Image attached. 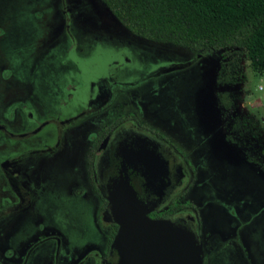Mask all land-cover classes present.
I'll use <instances>...</instances> for the list:
<instances>
[{"label": "flooded vegetation", "instance_id": "obj_1", "mask_svg": "<svg viewBox=\"0 0 264 264\" xmlns=\"http://www.w3.org/2000/svg\"><path fill=\"white\" fill-rule=\"evenodd\" d=\"M59 2L63 30L68 32L66 10L70 7L64 5V0ZM82 3L106 34L99 39L117 49H129L132 58L133 49L147 50L140 44L153 47L150 52H140L145 58L148 53L154 63L148 76L174 77V101L176 105L183 102L179 79L189 67L191 78H195L193 68L200 66L199 52L175 51L161 46L163 43L158 46L157 42L135 36L126 28L105 25L97 3ZM130 57L116 52L112 60L114 76L89 80L83 99L76 100L75 85L71 83L55 91L51 112L31 109L17 99L2 104L0 264H107L116 225L101 218L106 200L95 171L99 151L106 155L113 173L125 163V157L130 159L131 164L126 166L128 181L137 186V197L148 203L147 216L169 219L191 231L201 250V264H264V256L253 240L264 241V145L257 154L234 149L231 157L227 150L220 160L216 158L204 146L207 137L197 125L195 86L190 87L186 99L190 104L186 118L191 127L186 131L193 136L186 140L179 118L161 116L159 107L147 100V95L139 94V87L131 88L147 81V72L135 81L121 78ZM122 92L129 97L121 102ZM157 92L149 86L146 94L153 97ZM225 138L234 141L231 134ZM235 152L237 157L233 156ZM155 156L157 160H153ZM145 160L153 167L148 181L132 169L133 165L145 164ZM64 171L75 177L67 182L72 187L68 190L71 196L78 201L92 198V217L101 237L99 243L80 246L74 252L66 248L62 227L44 224L37 210L41 204L37 183L45 178L58 180V174ZM217 248L225 256L215 261Z\"/></svg>", "mask_w": 264, "mask_h": 264}, {"label": "rangeland", "instance_id": "obj_2", "mask_svg": "<svg viewBox=\"0 0 264 264\" xmlns=\"http://www.w3.org/2000/svg\"><path fill=\"white\" fill-rule=\"evenodd\" d=\"M82 2L83 0H64V5L70 7V10H66L70 26L66 32L63 30L64 16L59 0H0V27L4 28L0 30V113L2 104L9 99L23 101L34 110L51 112L54 107L53 93L70 83L75 85L76 100L83 99L89 80H94L97 76H114L112 60L116 52H122L130 57L129 49H117L107 40L99 39L106 34H102L103 31L98 28V21ZM98 11L105 25L112 24L116 28L124 29L109 17L103 16L101 8ZM155 44L160 46L158 43ZM140 45L145 46L147 50L133 49L134 56L130 57L129 63L120 73L121 78L135 81L147 72V81L139 82L131 88L139 87V94L144 97L147 95L149 98L147 100L153 101L159 107L161 116L179 118L186 140L191 139L192 134L186 131L191 128L186 118L190 113V104L186 99L190 95V87H196L195 93L198 89L199 68H196V65L193 68L194 79L191 78L192 67L181 73L179 91L183 102L176 105L174 101L176 80L174 77L163 75L149 77L154 63L149 60L148 53L145 58L140 52H150L154 48ZM190 57L191 54L188 55V59ZM200 64L205 65L201 58ZM242 70L246 76L245 81L234 85L217 84L212 90L215 96L217 92L227 91L232 100L230 109L223 108L217 98L214 107L216 111L214 130L219 131L217 137L226 145L221 149V154L225 155L224 152L228 150V153L231 152L228 154L229 157L234 149L257 154L264 142V133L260 130L256 136H252L249 131L230 128V124L240 117H250L264 126V69L254 70L243 62ZM149 86L159 90L156 96L149 97L146 94ZM166 86L168 89H164ZM127 97L129 96L126 92H122L120 101ZM13 106L11 105L9 110ZM198 128L207 137L206 141L203 140L204 146L207 145V149L212 152L210 146L212 132L199 126ZM227 134L233 135L234 141H228L225 138ZM192 148L199 149L201 146L194 145ZM237 155L236 152L233 154L235 157ZM58 177V180L45 178L44 182L37 183L36 193L41 201L37 210L43 223H55L62 227L69 252H74V249H79L80 246L84 248L99 243L101 237L99 230L96 229L98 223L92 217V198L87 196L84 200L78 201L69 194L68 190L72 187L68 186L67 182L75 179L71 173L64 171L58 174ZM262 187L264 190V185ZM253 240H256V249L263 257L264 241L255 238ZM216 251L218 254L215 255V261L225 256L220 248Z\"/></svg>", "mask_w": 264, "mask_h": 264}, {"label": "trees", "instance_id": "obj_3", "mask_svg": "<svg viewBox=\"0 0 264 264\" xmlns=\"http://www.w3.org/2000/svg\"><path fill=\"white\" fill-rule=\"evenodd\" d=\"M100 1L135 36L202 54L220 51L218 85L245 81L243 62L251 69H264V0ZM216 96L230 109L227 91ZM232 128L252 136L259 130L264 133V126L250 117L235 119Z\"/></svg>", "mask_w": 264, "mask_h": 264}, {"label": "water", "instance_id": "obj_4", "mask_svg": "<svg viewBox=\"0 0 264 264\" xmlns=\"http://www.w3.org/2000/svg\"><path fill=\"white\" fill-rule=\"evenodd\" d=\"M92 1L102 9L103 16L121 25L104 3L100 0ZM161 46L180 52L188 51L183 47L166 44ZM220 53V51L211 52V55L199 53L201 62L205 65L199 66L200 82L195 93L197 125L212 132L210 146L219 160L225 143L217 137L219 131L214 130L216 118L214 107L217 97L212 90L217 86ZM154 159L157 160V157H153ZM146 160L145 164L133 165L132 169L140 171L148 181L152 176L153 167ZM124 162L116 173H113L106 155L101 151L95 162V171L100 179L99 190L106 200L101 218L116 225L110 242L111 251L107 264H201V250L191 231L169 219L147 216L148 203L137 197V186L131 185L128 181L126 166L130 165L131 161L125 157Z\"/></svg>", "mask_w": 264, "mask_h": 264}]
</instances>
